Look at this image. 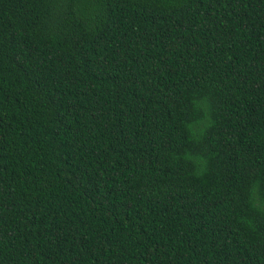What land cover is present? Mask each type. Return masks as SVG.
Segmentation results:
<instances>
[{"label": "trees", "instance_id": "trees-1", "mask_svg": "<svg viewBox=\"0 0 264 264\" xmlns=\"http://www.w3.org/2000/svg\"><path fill=\"white\" fill-rule=\"evenodd\" d=\"M0 264H264V0H0Z\"/></svg>", "mask_w": 264, "mask_h": 264}]
</instances>
